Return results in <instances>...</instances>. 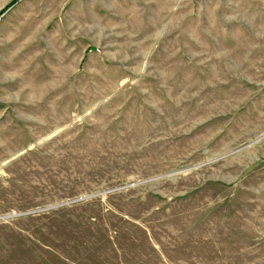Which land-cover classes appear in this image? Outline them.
<instances>
[{
    "label": "rangeland",
    "instance_id": "374dc122",
    "mask_svg": "<svg viewBox=\"0 0 264 264\" xmlns=\"http://www.w3.org/2000/svg\"><path fill=\"white\" fill-rule=\"evenodd\" d=\"M0 264H264V0H0Z\"/></svg>",
    "mask_w": 264,
    "mask_h": 264
}]
</instances>
